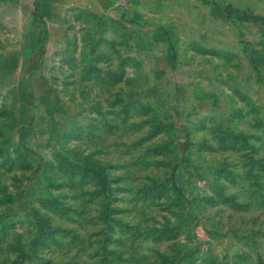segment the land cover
Here are the masks:
<instances>
[{
    "label": "rangeland",
    "instance_id": "rangeland-1",
    "mask_svg": "<svg viewBox=\"0 0 264 264\" xmlns=\"http://www.w3.org/2000/svg\"><path fill=\"white\" fill-rule=\"evenodd\" d=\"M43 12L0 0V264H264V0Z\"/></svg>",
    "mask_w": 264,
    "mask_h": 264
},
{
    "label": "crops",
    "instance_id": "crops-1",
    "mask_svg": "<svg viewBox=\"0 0 264 264\" xmlns=\"http://www.w3.org/2000/svg\"><path fill=\"white\" fill-rule=\"evenodd\" d=\"M135 0H31L33 13L42 20L45 15L43 11L47 9L57 11H67L70 16H79L82 14H90L100 16L102 18H119L124 21H134L132 17H128L127 13L131 9L132 3ZM109 12H114L109 14ZM111 15V16H110ZM166 25H158L155 31L163 32L165 34V41H171L169 30Z\"/></svg>",
    "mask_w": 264,
    "mask_h": 264
}]
</instances>
